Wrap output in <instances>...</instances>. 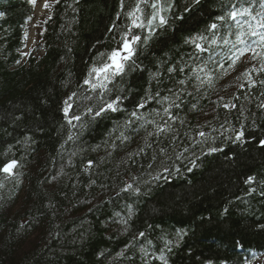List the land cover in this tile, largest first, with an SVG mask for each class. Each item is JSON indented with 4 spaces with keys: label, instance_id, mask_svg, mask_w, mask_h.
<instances>
[{
    "label": "trees",
    "instance_id": "trees-1",
    "mask_svg": "<svg viewBox=\"0 0 264 264\" xmlns=\"http://www.w3.org/2000/svg\"><path fill=\"white\" fill-rule=\"evenodd\" d=\"M261 3L50 0L25 53L0 0V264H264V57L227 18Z\"/></svg>",
    "mask_w": 264,
    "mask_h": 264
},
{
    "label": "snow or ice",
    "instance_id": "snow-or-ice-1",
    "mask_svg": "<svg viewBox=\"0 0 264 264\" xmlns=\"http://www.w3.org/2000/svg\"><path fill=\"white\" fill-rule=\"evenodd\" d=\"M30 3L35 4L36 0H29ZM44 7H48V4H45ZM151 7L153 9H157V4L152 3ZM261 8L264 9V0H262ZM140 8L139 5L136 7V11L129 13L130 17H133L132 23L134 27H143L142 23H139V17L136 16V12H139ZM0 16H3V13H0ZM159 16V12H153L151 19L148 21L149 24L152 23V21L156 20ZM238 17H245L242 23H239V31L236 33V39L235 42H233V48L236 49L235 59H239L240 56H243L247 52L253 53V59L256 58V56H262L264 57V11L256 12L253 14V10L251 8H236L233 7L232 10H230L227 13V18L231 19L232 21H237ZM219 20L224 21L226 19L225 16H219ZM160 24H164L166 21L164 20L163 16H159ZM211 29H217V24H212ZM202 39V37H201ZM139 36H134L131 41H129L127 38L124 39L122 44V49L126 55L121 56L120 50L113 51L111 55L109 56V60L112 62L111 64L105 63L100 68H93L92 72L96 73L98 78L102 74V78L104 80H108L110 78V75H118L124 71V65L122 61L129 59L133 55V49L131 47L132 43H135L136 41H139ZM215 43V41H213ZM225 44H228L229 41L227 39L224 40ZM237 45H240L241 47H237ZM196 47L198 49H202V46L200 44H196ZM260 48L262 51L257 52L256 49ZM119 57V60L117 59ZM235 61H233L234 63ZM88 81H86L87 83ZM96 85H93V88H95ZM143 107V105H140ZM107 108L116 111V107H114L113 104H108ZM103 110V109H102ZM67 112V109H65ZM99 113H97L98 115ZM74 119H80L79 116L73 117ZM203 135V133H201ZM242 135V134H241ZM239 138V137H238ZM261 143H264L262 141ZM16 162L12 161L10 164L6 165L2 171L5 173L11 174L12 170L15 168ZM251 181V178H249ZM142 235V234H141Z\"/></svg>",
    "mask_w": 264,
    "mask_h": 264
},
{
    "label": "rangeland",
    "instance_id": "rangeland-1",
    "mask_svg": "<svg viewBox=\"0 0 264 264\" xmlns=\"http://www.w3.org/2000/svg\"><path fill=\"white\" fill-rule=\"evenodd\" d=\"M50 0H43L42 2V6L39 8L38 6V18L36 19V14H35V18L32 21V23L30 24V29H29V33L27 36V46H26V50L25 52H28L31 48H33L36 44L37 41V30H38V24L42 21V19L47 15L48 13V7H44L45 4H49ZM38 3H40V0H37ZM121 52V56L126 55L127 53H125L122 49V47L119 49ZM119 60V57L117 58ZM112 62L110 61V64Z\"/></svg>",
    "mask_w": 264,
    "mask_h": 264
},
{
    "label": "bare ground",
    "instance_id": "bare-ground-1",
    "mask_svg": "<svg viewBox=\"0 0 264 264\" xmlns=\"http://www.w3.org/2000/svg\"><path fill=\"white\" fill-rule=\"evenodd\" d=\"M41 1H42V0H41ZM41 1H40V3H39V8L42 6V2H41ZM37 12H38V7H37ZM46 16H47V15H46ZM46 16H45V17H46ZM45 17H44V18H45ZM37 18H38V15L36 14V19H37ZM44 18H43V19H44ZM43 19H42V20H43ZM32 21H33V20H29V21H28L29 23H27V27H30V24L32 23ZM28 33H29V28H28ZM28 33H27V36H28ZM27 36H26V38H27ZM36 43H37V41H36ZM40 52H42V50H40ZM239 248H240V251H243V249H242L240 246H239ZM238 250H239V249H238Z\"/></svg>",
    "mask_w": 264,
    "mask_h": 264
}]
</instances>
